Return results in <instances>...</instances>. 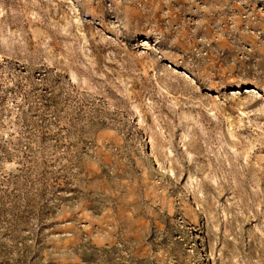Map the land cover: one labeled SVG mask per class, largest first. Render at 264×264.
Listing matches in <instances>:
<instances>
[{
  "label": "rangeland",
  "instance_id": "rangeland-1",
  "mask_svg": "<svg viewBox=\"0 0 264 264\" xmlns=\"http://www.w3.org/2000/svg\"><path fill=\"white\" fill-rule=\"evenodd\" d=\"M0 264H264V0H0Z\"/></svg>",
  "mask_w": 264,
  "mask_h": 264
}]
</instances>
